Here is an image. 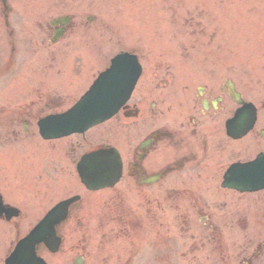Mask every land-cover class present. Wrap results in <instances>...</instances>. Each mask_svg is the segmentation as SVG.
Instances as JSON below:
<instances>
[{
	"label": "flooded vegetation",
	"instance_id": "flooded-vegetation-1",
	"mask_svg": "<svg viewBox=\"0 0 264 264\" xmlns=\"http://www.w3.org/2000/svg\"><path fill=\"white\" fill-rule=\"evenodd\" d=\"M11 3L0 0V78L4 65L14 67L16 61L19 37ZM69 16L67 24L55 23L52 16L40 22L37 42L52 43L61 31L62 38L73 37L77 23ZM57 57L47 55L41 71ZM160 76L153 80L149 98L129 102L116 117L122 126H144L139 138H109L83 151L79 138L69 143L65 152L71 166L60 168L76 172L84 152L111 144L120 150L123 174L112 187L82 191L59 228L61 249H79L80 241L73 238L81 236L86 264H263L264 190L241 193L225 186L224 175L264 151V123L258 119L246 135L234 137L227 128L239 107L233 82L177 86L173 69ZM39 79L35 86L16 87L27 96L34 93L33 98L0 109V141L26 142L36 111L65 103L62 95L47 91L45 75ZM7 88L13 92V86ZM0 192L6 203H13ZM23 211L21 207L18 217L7 220L3 215L0 221L14 227ZM7 231L11 235L5 238ZM14 240L13 229L0 231V264Z\"/></svg>",
	"mask_w": 264,
	"mask_h": 264
},
{
	"label": "rangeland",
	"instance_id": "rangeland-1",
	"mask_svg": "<svg viewBox=\"0 0 264 264\" xmlns=\"http://www.w3.org/2000/svg\"><path fill=\"white\" fill-rule=\"evenodd\" d=\"M13 2L19 29L25 28L27 34H34L33 29L38 21L42 22L51 15L65 12L75 13L82 26L77 27L76 37H69L68 40L53 47L33 45L27 41L18 43L17 53L21 54L25 62L20 60L14 65L15 73L17 70L18 73L14 75L13 83L10 85L13 86V92L7 88L9 79L0 81V109L6 107L7 103L16 104L19 100L35 96L32 92L28 96L18 92L16 87L37 85L36 82L44 74L38 68L43 62L36 58L38 55L60 54L53 63L54 66L45 72L49 79L47 91L62 94L65 103L54 105L51 109L36 111V118L50 110L65 108L76 95H80L96 76V68L103 63L101 56H106L107 59L101 67L103 68L108 64L110 56L125 50H137L147 57L159 54L165 61L172 58L174 69H181L183 72L195 71L188 78H192V86L200 82L216 86L233 79L248 99L258 105L264 101V0H13ZM88 16L95 17L94 21L88 22ZM103 36L109 37L111 41L101 39ZM73 54H79L82 64L79 63L74 72L75 81L72 83L74 93L68 95L64 94L68 92L65 76H71ZM152 63L148 62L143 79L145 81L151 78ZM194 78L198 80L193 81ZM145 88V85L138 88L134 100L138 101L137 95L141 96L142 92L143 97L145 96ZM164 111L168 113L166 108ZM260 112V120L264 123V108H261ZM159 117L163 119L166 115ZM34 122L35 118L32 121L31 134L24 137L26 142H18L14 146L0 142V171L8 169V173L4 174L6 179L0 175V187L9 199L24 209L25 215L23 214V219L20 218L19 221L22 234L39 220L38 215H43L62 198L61 196L83 189L69 168L65 169V173L59 172L60 166H71L65 151L72 139L79 138L78 149L83 151L109 138L117 141L123 139L121 131L127 135L128 140H135L140 137L142 134L140 129L144 127L138 128L133 122L131 123L133 125L123 127L115 122H109L88 131V139L86 137L81 139V135H77L41 143V140L37 141L39 135L32 136V133L36 132ZM20 129H23L22 125ZM35 142L39 144L35 146ZM32 145L33 149L30 148ZM95 197L101 198L102 195L97 194ZM10 235V231H7L4 237ZM81 239V236L73 238L78 243L79 241L85 243ZM84 245L79 244L83 250ZM77 252L64 251L53 257L47 256L52 264H71Z\"/></svg>",
	"mask_w": 264,
	"mask_h": 264
},
{
	"label": "water",
	"instance_id": "water-1",
	"mask_svg": "<svg viewBox=\"0 0 264 264\" xmlns=\"http://www.w3.org/2000/svg\"><path fill=\"white\" fill-rule=\"evenodd\" d=\"M130 61H131L130 58H126V59L124 58V60H123V62H130ZM133 68H134V71H133L132 76H130V82L127 85V91L124 93L125 96L123 97L122 94L117 93L116 94V105L112 108H108L106 115L99 114V115H97L96 119L88 122L85 125L76 127V129L72 128L71 131L78 130V129L84 130L88 126H90L94 123L103 121L104 119L112 116L115 112H117V110L120 108V106L129 98V96L133 90V87L135 85V82L137 80L138 68H137V66H133ZM129 74L130 73H127L126 76ZM120 97H121V99H118ZM90 99H93V97H91ZM81 112L82 111L78 110L75 113V116L78 118L81 115ZM79 120H81V117H79ZM68 132H70V130L69 131H63V132H61V134H66ZM96 152H103L106 155H109L111 153V152H108L105 150H99ZM96 152H93V153L87 155L86 157H84L83 160H87L89 158V156L93 155ZM111 157H113V158L111 159V162H110L109 159ZM111 157L110 158L107 157V159L109 161V165L107 167V170L104 171L101 175H99L97 177V179L94 180L95 182H106V181H108L109 178L110 179L111 178H115V179L118 178V173L120 170V163H118V161L115 159V155L113 153H111ZM80 168H81V175L83 177V180L89 184L90 182L88 181V178L84 173V169H83L82 164H80ZM96 184L97 183H92L91 185L96 186ZM56 211L49 214V216L40 225H38L36 227V229L34 230V232L30 236H28L27 238H25L23 241H21L19 243L14 255L11 257V260L14 264L18 263L19 258L25 257L29 252H31L33 254L34 245L37 242H39L41 240H45L46 242H48L49 245L52 242H54V240H55V236L53 234L54 227L57 224V222L59 221V218H61V216H62V214L59 215V212L56 214Z\"/></svg>",
	"mask_w": 264,
	"mask_h": 264
},
{
	"label": "snow or ice",
	"instance_id": "snow-or-ice-1",
	"mask_svg": "<svg viewBox=\"0 0 264 264\" xmlns=\"http://www.w3.org/2000/svg\"><path fill=\"white\" fill-rule=\"evenodd\" d=\"M118 57L120 56H117V58ZM117 58L114 59L116 60V63L113 64L112 70L106 74L105 80L101 82V84L98 86V89L101 92H103L109 86L110 83L119 81L123 77L125 72L131 73L134 71L132 65H128L126 68L122 66V62L124 60L123 57H120L119 60H117ZM56 118V120L64 122L65 124H72L76 120L75 109L68 111L66 114L58 116ZM236 123H238L239 125H244L245 123H247L248 126H251V122L247 120V117L243 113L238 115ZM81 164L83 165L84 173L87 176L88 181L92 182L97 179L99 175H101L104 171L107 170L109 161L105 153L96 152L93 155L89 156L87 160H83ZM260 166L262 169H264V163H261ZM247 167L254 168L256 167V165L249 164ZM232 178L243 179L244 177L239 171H237ZM54 209L57 210L56 214L60 211L57 208Z\"/></svg>",
	"mask_w": 264,
	"mask_h": 264
}]
</instances>
